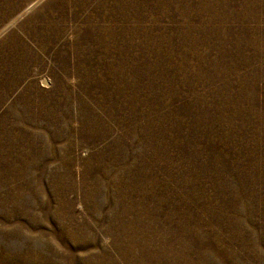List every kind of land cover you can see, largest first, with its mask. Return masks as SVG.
Returning <instances> with one entry per match:
<instances>
[{
    "label": "rangeland",
    "instance_id": "obj_1",
    "mask_svg": "<svg viewBox=\"0 0 264 264\" xmlns=\"http://www.w3.org/2000/svg\"><path fill=\"white\" fill-rule=\"evenodd\" d=\"M53 246L264 264V0H0V264Z\"/></svg>",
    "mask_w": 264,
    "mask_h": 264
},
{
    "label": "bare ground",
    "instance_id": "obj_2",
    "mask_svg": "<svg viewBox=\"0 0 264 264\" xmlns=\"http://www.w3.org/2000/svg\"><path fill=\"white\" fill-rule=\"evenodd\" d=\"M123 231V230H122ZM114 232V231H113ZM119 232V231H118ZM125 233V232H124ZM122 237H123V235H122ZM129 244V243H128ZM129 248V247H128ZM139 249V248H138ZM56 252H58L57 251V248L55 247V246H53V248H49V250H48V255H49V257L51 256V258H53V257H56V259L55 258H53V259H55L56 260V262L58 263V264H65V262H63V259H62V256H61V254H59V253H56ZM26 253V252H25ZM139 254V253H138ZM20 255V254H19ZM167 255V254H166ZM17 256V255H16ZM139 256V255H138ZM12 257V256H11ZM11 257L10 256H8L7 254H5V255H2V258H1V263L2 264H10L9 262L11 261ZM14 257V256H13ZM48 257V258H49ZM162 257V256H161ZM164 257H166V256H164ZM47 258V257H46ZM125 258V257H124ZM152 258V257H151ZM167 258V257H166ZM14 259V258H13ZM22 259V258H21ZM25 259V258H24ZM23 259V263L24 264H28V258L26 257V260H24ZM135 259V258H134ZM146 259V258H145ZM159 259V258H158ZM162 259V258H161ZM7 260H10L9 262H7ZM16 260V259H15ZM19 260V259H18ZM166 260V259H165ZM168 260V259H167ZM14 261V260H13ZM17 261V260H16ZM139 261V260H138ZM150 261H152V260H150ZM156 261V260H155ZM154 261V262H155ZM145 262V261H144ZM148 262V261H147ZM168 262V261H167ZM182 262V261H181ZM14 263H15V261H14ZM20 263V262H19ZM56 263V264H57ZM89 263V262H88ZM155 263H157V261L155 262ZM174 263V262H173ZM185 263V262H184ZM50 264H53V262L52 261H50ZM140 264V263H139ZM159 264V263H158Z\"/></svg>",
    "mask_w": 264,
    "mask_h": 264
}]
</instances>
